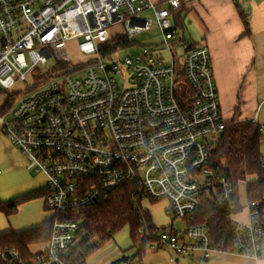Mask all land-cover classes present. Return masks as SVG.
Returning <instances> with one entry per match:
<instances>
[{"label":"built area","instance_id":"built-area-1","mask_svg":"<svg viewBox=\"0 0 264 264\" xmlns=\"http://www.w3.org/2000/svg\"><path fill=\"white\" fill-rule=\"evenodd\" d=\"M190 1L0 0V135L44 175L43 206L52 214L41 251L0 249V264H84L79 210L123 186L142 203L166 201L167 215L184 223L160 231L149 250L203 261L259 256V204L246 202V221L237 220L227 167L213 163L226 123L207 47L184 40L170 21ZM117 24L127 41L155 26L167 59L143 47L123 60V73L107 66L101 47ZM72 42L83 61L71 59ZM178 71L188 93L177 92ZM211 219L227 221L226 241Z\"/></svg>","mask_w":264,"mask_h":264},{"label":"crops","instance_id":"crops-1","mask_svg":"<svg viewBox=\"0 0 264 264\" xmlns=\"http://www.w3.org/2000/svg\"><path fill=\"white\" fill-rule=\"evenodd\" d=\"M164 1L150 0L153 4ZM170 21L184 40L207 47L222 120L225 123L256 120L262 137L260 154L264 162V0H191L180 10L172 12ZM1 163L4 164V159ZM241 185L244 186V195L240 199L238 190V196L240 204L244 205L245 182L239 187ZM2 202L6 201L1 199ZM169 218L166 224L152 222L156 227H168L172 222ZM236 219L246 221L245 211L239 212ZM260 220L264 226V206ZM124 255L116 251L100 262L91 258L86 261L87 255L84 264H126ZM173 255L166 249L153 251L146 246L140 263L134 261L130 264H264V244L257 258L216 253L203 261L197 255L194 258Z\"/></svg>","mask_w":264,"mask_h":264},{"label":"trees","instance_id":"trees-1","mask_svg":"<svg viewBox=\"0 0 264 264\" xmlns=\"http://www.w3.org/2000/svg\"><path fill=\"white\" fill-rule=\"evenodd\" d=\"M133 44V42L120 36L113 37L102 45L101 54L104 56ZM176 76L178 82L177 92L188 93L189 87L183 73L178 71ZM261 139L258 126L249 122H228L225 124L213 153V163L220 168L227 167L224 172L234 187L236 213L242 212L238 190L240 183L245 182L246 202L258 203L261 217V209L264 206V166L260 154ZM45 192V188L36 189L26 194L25 197L2 202L0 203V213L6 217L11 216L15 214L19 202L39 199L45 195ZM107 197V200L98 201L87 208L79 210L78 219L81 222L82 233L85 237L82 245L78 247V252L82 254L83 261L94 248L99 244L112 240L113 236L125 227L129 231L132 251L130 255L125 254L123 256L124 260H122L125 261L128 256H131L132 260L129 264L134 261L140 263L147 244L155 241L160 231L174 232L173 218L168 227H156L149 212L142 207L140 198L127 186L109 192ZM18 200L20 201L17 202ZM150 203L156 202L151 201ZM259 221L263 225L261 220ZM208 223L214 234L221 230L222 236H220V239L226 241L229 238L230 226L225 219H222L219 223H215L214 219H211ZM51 228L52 223L49 219L26 231L2 234L0 235V249L12 248L27 255L29 246L42 245L49 240ZM92 239L97 241V244H93V247L89 244Z\"/></svg>","mask_w":264,"mask_h":264},{"label":"rangeland","instance_id":"rangeland-1","mask_svg":"<svg viewBox=\"0 0 264 264\" xmlns=\"http://www.w3.org/2000/svg\"><path fill=\"white\" fill-rule=\"evenodd\" d=\"M123 26L117 24L110 27V32L113 37H118L123 34ZM134 44L124 48L119 49L113 53L102 55L101 61L107 66L110 64H115L117 68L123 73L124 65L123 60L126 57H133L136 54H139L141 48H151L155 53H160L165 60L167 59L165 48L160 44L158 39V33L155 26H152L149 30L144 31L140 34L134 35L131 40ZM68 52L73 61H83L82 55L75 51V42H72L68 45ZM176 53L175 50L172 51V54ZM114 80L117 86L120 87L119 77L115 76ZM4 159V164L1 161ZM45 185V177L41 173H36L30 171L26 168V159L17 152L16 148L11 144L8 138L4 135H0V201L8 202L12 199H19L25 197L26 194L30 193L31 189H37ZM239 194L244 195V186L239 187ZM27 190V192H26ZM29 190V192H28ZM18 200L17 202H19ZM166 201L161 200L156 203H150L144 201L141 205L146 209L152 221L157 225L170 221L169 216L166 214ZM52 216L51 212L44 209L43 199H34L27 202H19L16 208L15 214L6 217L0 213V235L6 234L9 232H22L29 230L33 227L39 226L43 221L49 220ZM173 227L175 230H182L184 227L183 221L174 219ZM160 228V227H159ZM96 240L92 239L90 244H95ZM132 243L129 237L128 228L125 227L119 232H117L110 242L104 244H99L94 248L88 255L86 261L89 258L93 261H104L105 258L111 257L115 252H121L127 255L131 254ZM42 245H32L29 246L28 251L30 253H36L41 251ZM173 254V253H172ZM175 256V255H173ZM92 261V263H94Z\"/></svg>","mask_w":264,"mask_h":264},{"label":"bare ground","instance_id":"bare-ground-1","mask_svg":"<svg viewBox=\"0 0 264 264\" xmlns=\"http://www.w3.org/2000/svg\"><path fill=\"white\" fill-rule=\"evenodd\" d=\"M89 244H90V242H89ZM93 245V244H92Z\"/></svg>","mask_w":264,"mask_h":264}]
</instances>
